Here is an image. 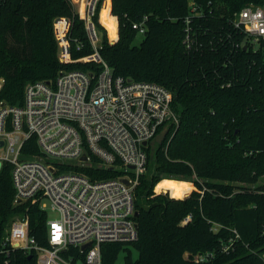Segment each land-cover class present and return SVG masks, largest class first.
<instances>
[{
  "label": "trees",
  "instance_id": "1",
  "mask_svg": "<svg viewBox=\"0 0 264 264\" xmlns=\"http://www.w3.org/2000/svg\"><path fill=\"white\" fill-rule=\"evenodd\" d=\"M103 1L93 16L101 56L116 75L163 84L179 114L168 139L147 147L134 189L138 239L103 243V264H114L122 250L124 264H264V39L254 45L233 23L244 6L264 0H105L118 22L113 43L98 21ZM61 16L72 20L73 56L93 53L72 0H0V101L21 105L27 83L56 78L60 70H100L94 61H60L53 22ZM145 16L147 31L136 44L133 24ZM24 150L39 152L34 144ZM92 161L83 169L92 178L123 172L99 166L96 156ZM11 169L0 168V264H38L35 250L4 244L15 218L27 215L30 235L49 245L48 212L38 203H15ZM214 222L223 226L214 230ZM233 228L240 236L225 252ZM72 253L84 259L79 248ZM205 253L213 256L199 261Z\"/></svg>",
  "mask_w": 264,
  "mask_h": 264
},
{
  "label": "built area",
  "instance_id": "2",
  "mask_svg": "<svg viewBox=\"0 0 264 264\" xmlns=\"http://www.w3.org/2000/svg\"><path fill=\"white\" fill-rule=\"evenodd\" d=\"M97 2L87 0L83 16L94 52L75 60L97 62L100 70H60L56 78L27 83L21 105L0 101V168L12 166L15 203H38L48 212L49 242L39 244L30 235L28 216L22 215L12 222L4 244L35 250L38 264H103V243L138 239L134 189L146 169L147 147L165 126L175 128L179 122L171 90L155 81L116 75L101 56L93 21ZM147 19L133 24L141 34L147 31ZM233 23L257 45L264 39V1L244 6ZM69 24L65 17L55 18L63 61L71 60ZM82 47L76 42L77 50ZM4 81L0 78V89ZM33 144L38 153L24 150ZM93 156L100 159L99 166L117 167L122 174L92 178L83 169L93 166ZM213 224L214 230L223 226ZM232 230L235 238L224 244L225 252L240 236ZM72 247L84 252V259L76 260ZM212 256L200 254L198 259Z\"/></svg>",
  "mask_w": 264,
  "mask_h": 264
},
{
  "label": "rangeland",
  "instance_id": "3",
  "mask_svg": "<svg viewBox=\"0 0 264 264\" xmlns=\"http://www.w3.org/2000/svg\"><path fill=\"white\" fill-rule=\"evenodd\" d=\"M76 1L79 3L80 13L77 11V8H76V5H75L74 0H72V3H73L74 8H75V11L83 19L84 18L83 16H84V13H85V7H86L87 0H76ZM104 4H105V0L103 1L102 8L100 9L99 16H98V21L100 22V24H102L105 27L106 32L108 34V38L113 43V42H115L118 39V37L116 35L118 33V28H117L118 22L116 21L115 17L112 15L111 11H109L108 9H104ZM61 17H65V16H61ZM65 18H67V19L70 20V24H69V33H70L72 20L69 17H65ZM117 20H118V18H117ZM53 23H54V34H55V38H56L57 43H58V57L60 59L61 58L60 45H59V41H58V37H57L56 30H55V19H54V22ZM94 24H95V22H94ZM95 26H96V24H95ZM96 29H97V32H98V35H99V39H100V42H101L102 31L100 29H98L97 26H96ZM143 36H144L143 34L139 33L138 36H137V38H136V40H135V43L136 44L140 43V41L142 40ZM116 37H117V39H116ZM70 42H71V40H70ZM71 45H72L71 60H69V61H63V60L60 59L61 62H64V63H74V62H77L75 60L77 58H75L73 56V44H72V42H71ZM170 134H171V131L168 134V136H167L166 139H168V137L170 136ZM260 182H264V176L261 178ZM168 191L169 190L161 191V192H168ZM156 192H158V191H156ZM54 215H55V213L51 211L50 212V216H54ZM17 218L18 217H16L15 219H17ZM133 254L135 256L137 255V251L134 248H133ZM124 255H125V251L124 250L120 251L119 254H118L117 259L114 262V264H124Z\"/></svg>",
  "mask_w": 264,
  "mask_h": 264
},
{
  "label": "water",
  "instance_id": "4",
  "mask_svg": "<svg viewBox=\"0 0 264 264\" xmlns=\"http://www.w3.org/2000/svg\"><path fill=\"white\" fill-rule=\"evenodd\" d=\"M245 48H246V46H245ZM171 128H172V126L170 125V126H165L158 134H157V136L151 141V144H152V146L153 147H155L156 145H161V144H163L164 142H165V140H166V138H167V136H168V134L170 133V131H171ZM146 143V142H145ZM3 144V142L2 141H0V145H2ZM86 154H84L83 155V159H86ZM124 181L125 182H128V180L127 179H124ZM138 214V212L136 211V214L135 215H137ZM86 247V245L85 246H83V248H85Z\"/></svg>",
  "mask_w": 264,
  "mask_h": 264
},
{
  "label": "crops",
  "instance_id": "5",
  "mask_svg": "<svg viewBox=\"0 0 264 264\" xmlns=\"http://www.w3.org/2000/svg\"><path fill=\"white\" fill-rule=\"evenodd\" d=\"M75 2H77L76 0H74Z\"/></svg>",
  "mask_w": 264,
  "mask_h": 264
}]
</instances>
